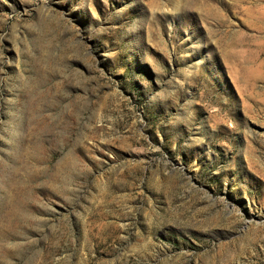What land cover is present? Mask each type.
<instances>
[{"label": "rangeland", "instance_id": "374dc122", "mask_svg": "<svg viewBox=\"0 0 264 264\" xmlns=\"http://www.w3.org/2000/svg\"><path fill=\"white\" fill-rule=\"evenodd\" d=\"M0 264H264V0H0Z\"/></svg>", "mask_w": 264, "mask_h": 264}]
</instances>
